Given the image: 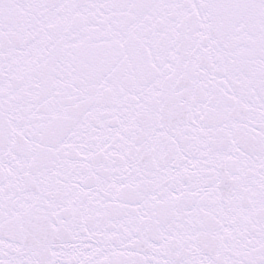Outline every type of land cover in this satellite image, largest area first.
<instances>
[{
  "label": "snow or ice",
  "instance_id": "6c2138e0",
  "mask_svg": "<svg viewBox=\"0 0 264 264\" xmlns=\"http://www.w3.org/2000/svg\"><path fill=\"white\" fill-rule=\"evenodd\" d=\"M0 264H264V0H0Z\"/></svg>",
  "mask_w": 264,
  "mask_h": 264
}]
</instances>
